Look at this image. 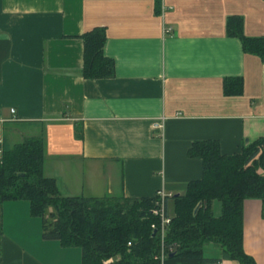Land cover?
<instances>
[{"label":"crops","instance_id":"crops-1","mask_svg":"<svg viewBox=\"0 0 264 264\" xmlns=\"http://www.w3.org/2000/svg\"><path fill=\"white\" fill-rule=\"evenodd\" d=\"M229 17L264 39V0H0V149L41 135L43 174L62 196L183 194L201 177L192 142L231 155L264 137V60L227 34ZM95 28L114 74L90 80L81 37ZM228 77L241 94H224ZM242 214L243 250L264 264V197ZM0 264H81V251L44 239L27 200H6Z\"/></svg>","mask_w":264,"mask_h":264},{"label":"trees","instance_id":"trees-1","mask_svg":"<svg viewBox=\"0 0 264 264\" xmlns=\"http://www.w3.org/2000/svg\"><path fill=\"white\" fill-rule=\"evenodd\" d=\"M226 28L228 35L239 38L244 52L264 60V39L244 36L239 17H229ZM81 38V76L90 80L112 77L113 61L103 54V29L95 28ZM223 92L241 94V77L225 78ZM76 135L81 138L80 125H76ZM187 156L201 160V177L188 182L183 194L165 198V210L168 198L173 214L166 213L170 223L163 243L171 251L162 262L157 258L160 237L151 228L152 224L159 227V219L150 211L158 195L62 196L55 180L43 174L41 135L2 149L0 202L27 200L30 214L41 219L42 237L57 240L63 247H78L81 264H220L222 259L255 264L242 247V207L246 199L264 197V137L231 155L221 154L216 140L194 141ZM213 202L220 205L218 215L212 212ZM206 243L217 246L220 256L205 257Z\"/></svg>","mask_w":264,"mask_h":264},{"label":"built area","instance_id":"built-area-1","mask_svg":"<svg viewBox=\"0 0 264 264\" xmlns=\"http://www.w3.org/2000/svg\"><path fill=\"white\" fill-rule=\"evenodd\" d=\"M10 111L11 113L14 112L13 109H11ZM154 126L155 128L157 127L161 128V124H155ZM1 152L2 150L0 149V156H1ZM157 195L159 199L156 202L155 207H153L150 211L152 215L156 216L159 219V227L157 230L156 225L152 224L151 228L153 229L154 233L158 232L160 237L161 243L157 258L160 260V262H162L163 259L166 257L167 252L171 251V247L167 249L163 243V238L165 236L167 226L170 223V217L166 214V210H165V198L169 196H166L163 192H158ZM127 245L129 246L130 243L128 242Z\"/></svg>","mask_w":264,"mask_h":264},{"label":"rangeland","instance_id":"rangeland-1","mask_svg":"<svg viewBox=\"0 0 264 264\" xmlns=\"http://www.w3.org/2000/svg\"><path fill=\"white\" fill-rule=\"evenodd\" d=\"M166 213L170 216L173 214V205L170 200H168L167 202ZM212 246L213 245L210 243H206L205 245H203V254L205 257H210V256L212 257V254H211V250H213Z\"/></svg>","mask_w":264,"mask_h":264},{"label":"water","instance_id":"water-1","mask_svg":"<svg viewBox=\"0 0 264 264\" xmlns=\"http://www.w3.org/2000/svg\"><path fill=\"white\" fill-rule=\"evenodd\" d=\"M246 141H247V140H246ZM199 206H200V203L197 204V206L195 207V209H194V211H193L194 214L196 213V211H197V209H198ZM169 256H171V254H170Z\"/></svg>","mask_w":264,"mask_h":264}]
</instances>
